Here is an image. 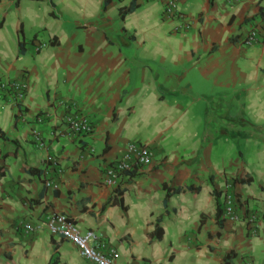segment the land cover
I'll return each instance as SVG.
<instances>
[{
  "label": "crops",
  "instance_id": "obj_1",
  "mask_svg": "<svg viewBox=\"0 0 264 264\" xmlns=\"http://www.w3.org/2000/svg\"><path fill=\"white\" fill-rule=\"evenodd\" d=\"M177 7L164 18L158 0H0V79L26 84L19 107L0 98V264H90L44 227L22 232L52 213L120 264H264V0ZM251 29L259 40L245 46ZM63 101L91 134H68ZM127 144L149 146L151 163L105 186ZM187 185L163 203V186ZM224 186L255 216L253 235L216 222Z\"/></svg>",
  "mask_w": 264,
  "mask_h": 264
},
{
  "label": "built area",
  "instance_id": "obj_2",
  "mask_svg": "<svg viewBox=\"0 0 264 264\" xmlns=\"http://www.w3.org/2000/svg\"><path fill=\"white\" fill-rule=\"evenodd\" d=\"M161 4V12L164 18H175L182 15L178 11L177 0H158ZM264 30V18L262 23ZM243 44L252 46L259 40V31L257 29L249 30L244 36ZM10 89V93L7 91ZM26 92V84L23 78L14 80L0 81V98L9 101L13 105L21 104ZM64 110L65 129L71 135H89L92 133L93 125L84 114L78 112L71 102L63 101L60 103ZM36 122H41L40 115L35 116ZM31 142L33 146L40 151L46 149V141L36 131H31ZM91 152V149H89ZM152 161V152L149 146L145 144H127L122 150L119 158L111 165L104 168V185L114 186L120 174H129L148 166ZM48 187L49 183H45ZM229 187L224 186L221 192L222 205L220 207V218L228 222H237L243 220L245 225L253 235L255 216L251 213L241 215L238 208H235V199L228 192ZM241 218V219H240ZM42 227L51 235L59 236L61 239L71 243L78 250L81 259L90 264H120L118 262V253L111 246L106 245L91 230L79 231L72 220L61 213H52L47 215L44 220L36 224L24 223L21 226L25 235L40 230Z\"/></svg>",
  "mask_w": 264,
  "mask_h": 264
},
{
  "label": "trees",
  "instance_id": "obj_3",
  "mask_svg": "<svg viewBox=\"0 0 264 264\" xmlns=\"http://www.w3.org/2000/svg\"><path fill=\"white\" fill-rule=\"evenodd\" d=\"M109 0H103V5L106 4ZM130 11V9H126V10H123V14L124 13H128ZM1 24V22H0ZM16 30H17V33L19 35V40H18V48H19V53H21L23 51V35H22V29H21V24L20 23H17V27H16ZM1 81V79H0ZM9 93L11 92L10 89L8 88L7 90ZM17 107H19V104L16 105ZM41 112H38L36 114L37 115H40ZM0 139H6L4 137V134L3 132L0 130ZM28 172H38V171H35L33 169H27ZM234 181H237L238 183L242 184V183H248L249 182V178H245V179H237L236 177L233 178ZM163 189L165 191V195H164V199H163V203L165 204L168 197L170 195H174V194H183L185 192H188V191H191L192 189H194L191 185H187V186H183V187H178V188H171V187H166V186H163ZM215 195V198H218L219 196H221V192H217L214 194ZM235 199V198H233ZM237 199H235V208H238L237 207V203H236ZM215 218H216V222L218 223V225L221 223V219L219 218V209H218V205H217V209H216V213H215ZM247 226V225H246ZM162 233V230L160 227L157 226V224L155 225L154 227V230H153V233L151 234V236H153L155 239H158L160 237ZM224 264H228V261L226 260V256H225V261H224Z\"/></svg>",
  "mask_w": 264,
  "mask_h": 264
}]
</instances>
